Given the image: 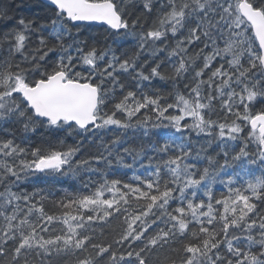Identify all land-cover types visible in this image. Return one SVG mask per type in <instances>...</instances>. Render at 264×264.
Returning <instances> with one entry per match:
<instances>
[{
  "label": "snow or ice",
  "instance_id": "6c2138e0",
  "mask_svg": "<svg viewBox=\"0 0 264 264\" xmlns=\"http://www.w3.org/2000/svg\"><path fill=\"white\" fill-rule=\"evenodd\" d=\"M0 264H264V0H0Z\"/></svg>",
  "mask_w": 264,
  "mask_h": 264
},
{
  "label": "trees",
  "instance_id": "16d2710c",
  "mask_svg": "<svg viewBox=\"0 0 264 264\" xmlns=\"http://www.w3.org/2000/svg\"><path fill=\"white\" fill-rule=\"evenodd\" d=\"M19 2V0H17ZM25 15L28 14L27 10L23 13ZM9 24L14 23V22H8ZM126 48H131V44L125 45ZM131 136V133H130ZM34 141H39V136H33ZM69 142H71V138H69ZM95 147L91 148L90 151L95 152ZM211 151V149H209ZM120 171H127L128 175H131L130 170H120ZM141 172L143 171L142 169L140 170ZM124 179H127V176L123 177ZM21 187L26 188L29 191H32L34 187H46L51 189L52 191H56L58 194L62 195L64 192H71L76 188L80 187V184L77 181L71 180V179H66V178H48L47 183L41 181L38 182L35 186L29 182H24ZM216 195L219 196L221 191H223L222 186L216 185ZM46 207L49 209V211H58L50 202L46 205ZM120 220L113 219L111 224L105 225L103 228V231L106 235V238L111 239L112 235L115 234L116 231L119 230L120 227ZM100 233V228H97V235Z\"/></svg>",
  "mask_w": 264,
  "mask_h": 264
}]
</instances>
